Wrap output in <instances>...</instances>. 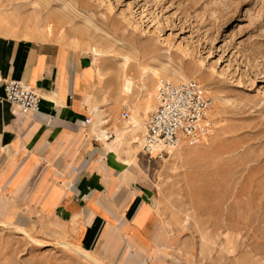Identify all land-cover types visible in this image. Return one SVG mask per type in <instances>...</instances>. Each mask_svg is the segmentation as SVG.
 Segmentation results:
<instances>
[{"label": "rangeland", "instance_id": "1", "mask_svg": "<svg viewBox=\"0 0 264 264\" xmlns=\"http://www.w3.org/2000/svg\"><path fill=\"white\" fill-rule=\"evenodd\" d=\"M0 33L87 56L90 110L103 128L114 123L115 139L141 125L117 138L125 148L140 142L160 77L202 84L214 128L202 143L151 160L148 236L157 234L145 248L133 249L130 234L105 242L101 232L94 248L80 247L44 218L49 203L36 205L38 187L28 186L21 198L39 218L25 208L9 217L0 196V264H264V0H0Z\"/></svg>", "mask_w": 264, "mask_h": 264}, {"label": "crops", "instance_id": "2", "mask_svg": "<svg viewBox=\"0 0 264 264\" xmlns=\"http://www.w3.org/2000/svg\"><path fill=\"white\" fill-rule=\"evenodd\" d=\"M94 70L87 56L65 45L0 33V96L5 79H20L41 96L40 113L26 115L0 100V196L13 207L9 217L23 208L36 213L21 196L26 187H38L32 201L43 209L49 203L44 218L59 222L80 247L94 248L101 232L105 242L130 234L125 240L133 249L138 242L145 248L157 234L148 236L154 157H138L140 142L121 146L117 138L125 133L118 129L113 139L115 124L107 131L91 112ZM117 108L113 101L112 113ZM84 117L90 118L86 126Z\"/></svg>", "mask_w": 264, "mask_h": 264}, {"label": "built area", "instance_id": "3", "mask_svg": "<svg viewBox=\"0 0 264 264\" xmlns=\"http://www.w3.org/2000/svg\"><path fill=\"white\" fill-rule=\"evenodd\" d=\"M1 89L0 100L17 111L25 115L40 113L41 96L24 81L5 79ZM154 101L155 105L143 123L139 141L142 151L155 159H162L165 151L181 145H198L213 134L210 116L213 98L195 79L174 82L157 78L154 83ZM125 107L119 114L123 120L129 117ZM89 123L90 118L84 117V126Z\"/></svg>", "mask_w": 264, "mask_h": 264}, {"label": "bare ground", "instance_id": "4", "mask_svg": "<svg viewBox=\"0 0 264 264\" xmlns=\"http://www.w3.org/2000/svg\"><path fill=\"white\" fill-rule=\"evenodd\" d=\"M184 50L185 51H187V48H184ZM95 54H96V57H99V54H98V52H95ZM129 83V82H128ZM129 86H127V88H128ZM207 90V89H206ZM14 108V107H13ZM214 108V107H213ZM15 109V108H14ZM15 110H17V109H15ZM19 113H21L20 111H18ZM22 114V113H21ZM129 118H130V115H129V117H128V119L127 120H125L124 122H128L129 121ZM133 120V119H132ZM104 123V122H103ZM135 125L134 126H132V127H126V128H124V130H126L125 131V133H130L131 132V129H135V128H138L139 126H141V125H138V123L137 122H133ZM90 126H91V124H90ZM123 131V130H122ZM103 133V132H102ZM123 133V132H122ZM104 136H105V134H103ZM122 135V134H121ZM175 148H177V147H175ZM175 148H173V149H175ZM173 149H171V150H167V151H165L163 154H162V159L164 158V156L166 155V154H170L171 153V151L173 150ZM142 150V149H141ZM142 153H144L145 155H147V156H149V157H152V155H150V154H147V153H145L144 151H142ZM66 245V244H65ZM65 245H63V246H65ZM76 250H78L79 252H81V253H83L85 256H87V257H89V258H91L90 257V255L86 252V251H82L81 249H79V248H75Z\"/></svg>", "mask_w": 264, "mask_h": 264}]
</instances>
